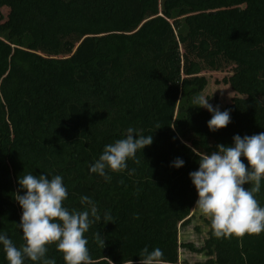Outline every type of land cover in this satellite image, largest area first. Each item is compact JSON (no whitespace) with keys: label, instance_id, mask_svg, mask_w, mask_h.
I'll return each instance as SVG.
<instances>
[{"label":"trees","instance_id":"1","mask_svg":"<svg viewBox=\"0 0 264 264\" xmlns=\"http://www.w3.org/2000/svg\"><path fill=\"white\" fill-rule=\"evenodd\" d=\"M207 70L227 71L236 94L224 107L231 123L216 132L211 113L192 104ZM129 127L153 143L109 182L90 173ZM260 132L264 0H0V230L17 246L18 178L62 175L66 207L83 210L88 196L111 215L85 233L92 264H139L145 247H159L165 264H180L181 248L208 257L195 264H264V232L217 238L208 220L203 247L179 240L198 199L192 149L211 153ZM256 199L264 206V182ZM46 255L66 264L55 244Z\"/></svg>","mask_w":264,"mask_h":264},{"label":"clouds","instance_id":"2","mask_svg":"<svg viewBox=\"0 0 264 264\" xmlns=\"http://www.w3.org/2000/svg\"><path fill=\"white\" fill-rule=\"evenodd\" d=\"M211 98L198 94L192 104L211 113L207 126L216 132L231 123V116L229 110L213 107ZM232 139L231 145L219 144L211 153L192 149L199 157L198 170L189 173L198 194L195 208L210 217V226L217 238L264 232V206L256 199L264 182V132L243 137L237 134ZM152 143L153 135L145 136L129 127L123 138L104 146L99 158L90 164L89 172L109 182V171H125L127 162L135 160L136 153ZM241 157L246 159L247 165ZM184 164V160L177 157L171 166L179 169ZM18 184L24 193H15V200L22 209L17 226L22 231L23 243L17 246L0 230V249L8 264H25L27 260L33 264H56L55 259L46 255L51 244L63 253L66 264H92L85 233L94 223L112 222L110 213L102 218L97 204L88 196L80 198L83 210L66 207L68 189L62 175L49 178L45 174L23 173ZM245 185L249 187L246 189ZM97 239L105 244L99 232ZM139 257V264H165L159 247L152 250L145 247Z\"/></svg>","mask_w":264,"mask_h":264},{"label":"rangeland","instance_id":"3","mask_svg":"<svg viewBox=\"0 0 264 264\" xmlns=\"http://www.w3.org/2000/svg\"><path fill=\"white\" fill-rule=\"evenodd\" d=\"M203 74L208 79V84L202 94L211 97L210 103L213 107H219L221 111L229 103L236 94L223 82V78L227 75V71H204ZM210 217L203 215L197 208L193 210L192 220L189 225L181 228L179 240L182 243H191L196 248L203 247L205 240L208 238L210 229L207 221ZM208 257L204 253L191 251L188 248L180 249V264H195L203 262Z\"/></svg>","mask_w":264,"mask_h":264}]
</instances>
